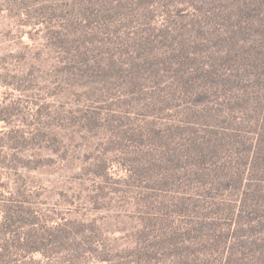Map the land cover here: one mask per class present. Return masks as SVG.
Returning a JSON list of instances; mask_svg holds the SVG:
<instances>
[{
    "label": "rangeland",
    "instance_id": "obj_1",
    "mask_svg": "<svg viewBox=\"0 0 264 264\" xmlns=\"http://www.w3.org/2000/svg\"><path fill=\"white\" fill-rule=\"evenodd\" d=\"M129 1L117 14L114 0L102 1L113 11L93 10L96 0H0V104L11 112L10 124L0 120V263L264 264V96L256 105L255 92H244L239 105L224 96L198 111L180 92L171 99L174 75L198 64L185 54L168 58L179 48L163 36L194 8ZM223 8L202 18L210 28L193 31L206 35L191 52L235 75L227 57L260 58L264 21L262 31L231 32L238 16ZM72 15L94 34L115 36V63L103 71L113 75L99 91L61 63L68 46L57 41ZM229 35L259 43H247L253 52L233 48ZM146 39L157 56L150 54L157 48L142 49ZM11 131L16 140H7Z\"/></svg>",
    "mask_w": 264,
    "mask_h": 264
},
{
    "label": "trees",
    "instance_id": "obj_2",
    "mask_svg": "<svg viewBox=\"0 0 264 264\" xmlns=\"http://www.w3.org/2000/svg\"><path fill=\"white\" fill-rule=\"evenodd\" d=\"M102 1L105 0H96V3L93 5V10H114L113 5L107 7V4ZM114 1V5L117 4V14L120 13L119 10L121 8L126 7L128 3L132 2L129 0ZM5 2L6 0H4L3 3ZM177 2L181 4L182 8H194V11L191 14H187L183 17V24L179 23L178 21L171 22L173 26H170L168 28L170 32H167V35L163 36L166 39V46H169L171 49L174 48V46H177L179 48L178 54H169L168 58L179 59L180 57L186 55L187 60L195 59L198 65L195 67H190L186 70H182V72L174 75L175 82L170 86L171 91L167 92L169 97L171 99L173 97L177 98L176 92L182 93V97H180L179 99L186 100L187 103L191 105L187 107L190 108L191 111H198L199 104H222V102H219V100L224 96H231L234 102L239 105L242 102L236 99H240L242 97V94H244V92L246 93L247 91L250 94H252L253 92L257 93L254 95L255 99L252 100L253 104L256 105L258 104V102L260 103L261 99H259V95L261 97L264 96V86L262 85L264 81V53L260 58L258 54L257 56H252V61L250 63L240 52L232 53L231 55H229L227 59L235 61L237 67L239 68H237L238 72L234 75L230 72H227L226 68L223 69L220 66H218L219 70H213V65H211V68L208 65L204 66V62H207L209 60V55H203L202 58L201 56H199L200 53H196V51H201L198 48L195 51L196 54L192 55L193 52H191V50H193L195 47L192 48L191 43L198 44L200 42L201 36L206 35V32L204 30L198 34H195L193 31H198V29L201 30L202 27H204L205 30L210 28L209 22L204 23V20H202V18L207 19L208 14L216 8L223 11H228L229 8H223V6L226 5H230V7L232 8L231 10H234L236 13V15L229 16V18L238 16L234 19L236 22L230 27L231 32L235 30H241L243 28L257 27L256 25H258L257 28L261 29L262 31L263 25L260 24L264 21V0H177ZM16 6L19 8V5ZM23 10L26 12V14L30 15L29 11H27L26 9ZM147 14L149 15L150 12L148 11ZM81 19L84 20V17ZM80 20H77L76 17L72 15L70 21H68L67 34L65 35V37H61L60 41H57V44H66L68 46L63 49V51H61V58L63 59H61V63L65 64V68L69 70L71 78L73 80H79V78H81L82 80L87 82L85 84L89 90L92 91L96 89V91H99V88L96 85H98V83H100L101 81L109 79V77L113 75L112 72L103 73V71L110 67L108 69L109 72L113 64L115 63L114 47L117 45L116 41L113 39V37L115 36L106 37L105 39V37H103V34H94V32L90 30V28L87 29V25L82 26L84 22H81ZM80 26H82L81 31H79ZM176 27H178V32L175 31ZM229 36L234 37L233 48L238 47L239 49H245L247 47L250 50L252 49L253 52L254 50H256L257 46L252 48L247 43H259V41H257L256 39V36L251 40H249L250 36ZM202 40L203 43H207L210 41V37H203ZM148 42L149 41L147 39L144 41L142 48L143 50H155L157 48V45H147ZM184 44L189 46V48H183L184 50H186V53L184 51H180V48H182ZM228 49L231 52V49ZM158 51L159 49L157 48L156 52L150 54H156L157 56ZM189 53L191 57L188 56ZM246 54L250 56V53L246 52ZM259 67H261L262 69L256 73L255 70ZM114 75L117 76L118 79H120L119 74ZM221 81H223V84ZM232 83H235V85ZM80 84L81 83H78L77 86H79ZM258 86L260 88V91L257 92L256 89ZM250 99H253V97H251ZM157 101L164 102V99H161V96H159L157 98ZM8 112V103L0 104V120L10 124L8 118L11 112ZM24 116L26 121L25 124L29 126L31 124V120L29 119L32 114L26 112L24 113V115H22V117ZM34 124L36 126L35 120ZM259 129L261 130V137H264V125L262 127H259ZM23 136L24 133H22V137ZM36 136H38V134L34 137ZM196 136L198 137L199 135L193 136V142L196 141ZM16 138L17 137L14 135V131H11V133L7 136V140L9 141L16 140ZM4 140L0 139V144ZM24 144L25 143H23V145ZM205 144L206 141L201 144V148ZM250 146H252V143L250 144ZM35 149L36 147L33 150ZM19 152L22 154V151ZM5 166L9 168L25 167V165L15 164L14 162L7 163ZM220 184L221 183H218L217 186H219ZM14 206L9 205L8 207L13 210L15 209ZM2 210L6 213L7 209L3 207ZM10 215L11 214L9 213L6 216V220ZM6 223L8 226H13L15 221L9 218ZM4 231H7L8 233L10 231V228H5ZM261 247L264 249V241L261 242ZM35 250L39 249L36 247ZM257 251L258 244L257 248L254 250V256ZM263 251L264 250H260L261 253ZM41 252L44 253L45 250L43 249V251ZM44 254H46V252ZM256 259H259V257H257Z\"/></svg>",
    "mask_w": 264,
    "mask_h": 264
}]
</instances>
